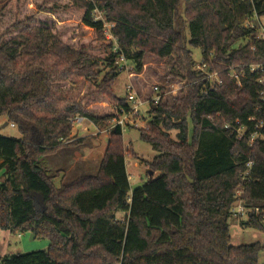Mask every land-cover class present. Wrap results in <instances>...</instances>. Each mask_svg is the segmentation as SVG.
I'll use <instances>...</instances> for the list:
<instances>
[{
  "label": "trees",
  "instance_id": "16d2710c",
  "mask_svg": "<svg viewBox=\"0 0 264 264\" xmlns=\"http://www.w3.org/2000/svg\"><path fill=\"white\" fill-rule=\"evenodd\" d=\"M66 1L99 41L112 23L115 43L95 55L74 47L48 21H18L0 33V117L21 136H0V229L50 241L47 251L0 264H260L264 246H231L228 221L241 191L250 212L246 226L264 230V140L251 145L248 138L255 132L264 138L263 89L258 75L238 87L229 73L264 56V43L245 27L264 18V0ZM189 47L202 49L221 86L212 88L194 71ZM121 55L137 75L146 55L174 60L180 74L173 77L185 83L172 102L152 108L148 130H140L141 141L158 154L148 173L158 176L131 189L126 157L134 151L117 127L97 174L56 188L40 162L64 147L72 121L110 128L129 109L109 92ZM103 65L110 72L97 81ZM80 79L107 98L111 113L96 114L62 89ZM237 121L248 130L242 141L225 129Z\"/></svg>",
  "mask_w": 264,
  "mask_h": 264
},
{
  "label": "rangeland",
  "instance_id": "374dc122",
  "mask_svg": "<svg viewBox=\"0 0 264 264\" xmlns=\"http://www.w3.org/2000/svg\"><path fill=\"white\" fill-rule=\"evenodd\" d=\"M97 16L104 19L100 14ZM80 18L78 10L66 0H0V33L18 21L32 20L36 23L48 21L52 23L57 33L66 36L67 40L70 39L69 42L74 47H85L95 55H103L104 47L109 43H115V39L110 33L113 24L105 23L104 36L106 40L102 42L96 38L94 32L84 30ZM247 25L264 27V18H260L259 21L249 20L245 27ZM245 45L246 42H242L235 48ZM189 50L196 66L199 65L203 61L202 49L189 47ZM144 63L142 73L137 75L132 62H121L119 66H116L118 76L112 89H109V92L119 99L126 100L127 87H131L138 99L144 102L140 111L139 127H128L129 129L123 132L125 147L129 151H134V158L126 157V169L131 178L132 190L143 186L148 181L150 178L148 163H151L158 155L150 145L140 139V130H148V122L151 120L150 111L153 107L150 105V101L158 93L155 88H158L162 94V103L164 104L172 102V98L180 94V90L185 84L173 77L174 74H180L179 66L174 60L146 55ZM99 72L97 81H103L105 74L110 72V69L103 65ZM62 89L68 91L75 101H82L86 107L94 109L96 114L106 115L113 109L106 97L93 95L95 89L90 81L74 80L63 84ZM112 123L110 128L105 129H98L87 120L82 123H72L70 136L63 140L64 147L55 155L47 156L40 162L41 167L46 170L56 188L74 181L81 175L97 172L111 137ZM5 124V117H0V136L16 140L21 138L16 127L12 128L11 125L6 127ZM170 135L172 139H176L177 132L172 131ZM157 176L158 174H153L151 178ZM248 217L241 219L231 217L229 219L231 246L241 247L254 244L264 246V230L247 227ZM117 218L122 220L124 216L118 214ZM33 235L31 233H12L0 229V260L19 253L47 251L50 241L46 238L35 237L34 239ZM259 263L264 264V250L260 254Z\"/></svg>",
  "mask_w": 264,
  "mask_h": 264
},
{
  "label": "built area",
  "instance_id": "2783aa9c",
  "mask_svg": "<svg viewBox=\"0 0 264 264\" xmlns=\"http://www.w3.org/2000/svg\"><path fill=\"white\" fill-rule=\"evenodd\" d=\"M253 20L259 21V18L254 17ZM246 27L247 29H251L255 31V34H254L255 40L258 43L260 44L264 43V27L263 26L254 27L253 25H249V26L247 25ZM251 50L256 51V47L253 46ZM114 51L117 52V48L114 49ZM212 57L213 55H210L209 57L210 62L212 61ZM259 60L260 61L258 63L250 65L248 69L242 70L241 72H238L235 69H231L229 76L232 80H234L237 83L238 87H241L242 79H248L249 75L250 76L258 75L259 77L257 79V82L263 89V91L260 94L261 101L264 103V56L260 57ZM121 62H127V60L122 55L119 56V59L116 63L117 66H119ZM194 71L198 74H202L204 80L209 81L212 88L222 85V81L219 77V74L217 72L210 71L209 62H207L206 60L203 59V61L199 65L197 66L195 65ZM126 91H127V95H126L127 101L126 102H127L129 109L127 111L122 110L123 112L122 115L118 117L117 119H114L112 121L113 123L111 122L113 124L112 128L120 127L122 130V133L125 132L127 129H129L128 127H132V126L139 127L138 123H139L140 111H141V108L144 106V102L138 99L136 93L133 91L131 87H127ZM155 91L158 93L155 97L151 98L150 105L152 107H155V105L161 103L162 97H163L158 88H155ZM83 121L84 119L78 117L74 119L72 123L77 124V123H82ZM250 121H254V119L252 118L250 119ZM11 127L14 128L15 126L12 124ZM260 127L262 128L263 125L261 124ZM225 129L231 130V132L236 135V139L239 141H242L245 138H247L246 136H247L248 130L245 127L241 126L239 121L236 122L235 126L227 124L225 126ZM248 138H249V142L251 145H253L255 141L258 139L264 140L262 135L258 132L253 133ZM130 179L131 178L129 177V180ZM241 195H242L241 191L237 192L238 200L234 203L231 209V212H230L231 216L236 219H241L243 217L249 216V213H250L249 210H247L246 207L244 206L243 200H241Z\"/></svg>",
  "mask_w": 264,
  "mask_h": 264
},
{
  "label": "crops",
  "instance_id": "0c3cea01",
  "mask_svg": "<svg viewBox=\"0 0 264 264\" xmlns=\"http://www.w3.org/2000/svg\"><path fill=\"white\" fill-rule=\"evenodd\" d=\"M7 123V122H6ZM5 126L7 127V125L5 124ZM100 165V164H99ZM100 167V166H99ZM98 170H99V168L97 169V172H98ZM97 172L96 173H93V174H87V175H81V176H95L96 174H97ZM81 176H79V177H81ZM78 177V178H79ZM73 182V181H72ZM71 183V182H70ZM67 184H69V183H67ZM35 239V238H34Z\"/></svg>",
  "mask_w": 264,
  "mask_h": 264
},
{
  "label": "water",
  "instance_id": "95a60500",
  "mask_svg": "<svg viewBox=\"0 0 264 264\" xmlns=\"http://www.w3.org/2000/svg\"><path fill=\"white\" fill-rule=\"evenodd\" d=\"M6 125H8V123H6ZM153 175V173H150V177ZM33 238H35V235H33Z\"/></svg>",
  "mask_w": 264,
  "mask_h": 264
}]
</instances>
